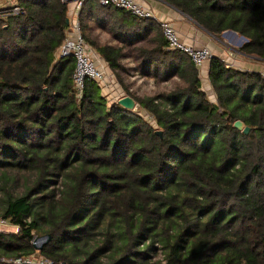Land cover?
I'll return each mask as SVG.
<instances>
[{"label":"trees","instance_id":"obj_1","mask_svg":"<svg viewBox=\"0 0 264 264\" xmlns=\"http://www.w3.org/2000/svg\"><path fill=\"white\" fill-rule=\"evenodd\" d=\"M174 4L214 35L246 37L240 51L264 59V0ZM17 5L18 14L0 15V218L19 230L0 231V264L30 256L67 264H106L103 257L120 264H264L262 73L214 55L213 102L199 68L185 52L168 49L156 21L85 0L82 31L118 81L124 45L144 41L151 45L137 49L145 74L155 66L154 77L179 79L151 96L125 88L147 118L110 102L94 80L78 94L75 57L58 56L70 29L68 0ZM114 11L130 22L117 27L124 45H98L86 19L94 12L104 24ZM22 172L34 178L16 194L9 182ZM37 234L50 236L40 249L32 243Z\"/></svg>","mask_w":264,"mask_h":264},{"label":"crops","instance_id":"obj_2","mask_svg":"<svg viewBox=\"0 0 264 264\" xmlns=\"http://www.w3.org/2000/svg\"><path fill=\"white\" fill-rule=\"evenodd\" d=\"M16 0H0V8H5L11 5L16 4ZM144 6L151 8L157 19H168L170 20L175 29L177 30L180 38L187 43H193L198 46H207L209 47L213 55L219 56L229 67H234L242 71H257L260 73H264V59L256 58L252 55H247L240 51V47L246 42L241 40L239 43L236 40L237 38H230L229 35H237L240 34H227V35H214L210 31H208L205 27L200 25L195 19L191 18L188 14H186L181 8L174 4V0H139ZM97 0H93L94 5L97 4ZM74 9L75 3L69 2V18L70 22L74 19ZM110 13V12H109ZM97 16L95 13H89L88 18L86 19L87 33L91 40L95 41L99 44L94 36V32L98 30V28L109 29V33L112 34V38L109 39L108 42L103 44H112L115 46L124 45L119 41L120 36L117 32H120L121 27L123 29L128 28L129 20H123L121 18V13L119 11H114L112 14L106 15V19L102 22L104 24H100L97 20ZM155 21V20H154ZM158 24V23H157ZM115 26V27H114ZM106 29V30H107ZM154 32L151 33V36ZM147 46L151 44L147 41ZM233 42V43H231ZM141 43V42H139ZM137 43V44H139ZM234 44V45H232ZM142 46V45H141ZM96 50V49H95ZM97 52V51H96ZM99 55V54H98ZM141 58V57H140ZM142 61V60H141ZM102 65H105L107 72L110 69L108 64L102 59ZM143 64V62H142ZM151 69L155 70V66L151 67ZM200 70V78L202 82V88L208 94L211 101L216 102V94L212 87L209 72H210V61L206 62L204 67ZM108 75V73H107ZM112 78L105 79V86H102L103 95L107 96L108 94H104V90L106 88H116L119 90H123L120 87V83ZM124 93V92H123ZM126 96V93L122 94V96L118 97L116 100H112L111 102L117 101Z\"/></svg>","mask_w":264,"mask_h":264},{"label":"built area","instance_id":"obj_3","mask_svg":"<svg viewBox=\"0 0 264 264\" xmlns=\"http://www.w3.org/2000/svg\"><path fill=\"white\" fill-rule=\"evenodd\" d=\"M85 0H68V2L75 3L74 19L70 22V29L68 34L58 49V56H74L76 60L75 69L73 72V80L76 90L80 95L84 89L85 81L87 79L94 80L100 85L107 78V69L105 65H102V58L96 56L94 48L90 45L86 39L82 26L79 20L80 11L83 7ZM102 6H113L119 9H124L131 13L138 19H153L161 27L162 33L168 44V49L180 50L188 54L199 69H202L206 62L210 61L214 56L212 50L207 46H198L193 43H187L182 40L175 29L173 23L168 19H157L154 11L144 6L139 0H98ZM12 7L8 10L0 11V15L5 14H18L21 11V7L17 4L8 6ZM5 7V8H8ZM264 78V73H262ZM15 225L11 224L9 220L0 218V231H12L8 228ZM17 230L19 228L15 226ZM18 232V231H17ZM39 244V242H33ZM0 260H2L0 258ZM14 262L22 264H67L63 261H55L45 256H30L27 258H17Z\"/></svg>","mask_w":264,"mask_h":264},{"label":"rangeland","instance_id":"obj_4","mask_svg":"<svg viewBox=\"0 0 264 264\" xmlns=\"http://www.w3.org/2000/svg\"><path fill=\"white\" fill-rule=\"evenodd\" d=\"M15 2L17 4V0ZM106 29L98 28V30L94 32L93 38H95V40L99 44L106 43L109 41L110 38H112V34L109 33V29L107 30ZM234 36L237 38L236 40L238 41V43L242 40L240 37L241 35L240 36L229 35L230 38H234ZM140 45L147 46V43L141 42L135 45H124L125 56L121 59V62L125 66V70H120L117 72L120 76L121 82L118 81V78L115 76V74L111 69L108 70L107 78L109 79L112 78L117 80L121 84L120 87L123 88V90L122 89L119 90L117 89V87L111 89L106 88L104 90V94H108L106 97L110 102L122 96V94H124L126 91L125 88L130 90V92L134 93L136 96L143 97V96H149V95L151 96L158 93L168 92L175 86V84L179 82V79L177 77L166 79L165 77H163L162 72H160L158 76L154 77L153 75L154 70L151 68H150V74L148 73L149 75H146L145 73L147 72V70L144 68L142 64L137 49L138 46ZM93 50L95 52V48ZM95 55L99 56L97 52H95ZM101 85L105 86V83L103 82L101 83ZM141 111L142 114L147 117L146 112L144 110ZM33 178H34V174L32 172H22L17 174L13 173V179L9 182V184L11 188H13L14 193L21 194L25 192L26 188L29 186ZM8 229L14 230V232L18 231L15 226L14 227L10 226ZM38 236H46V235H39V234L35 235V237L32 240V243L38 241L37 240ZM91 244H93V242H91ZM102 260L106 264H111V262H109L106 257H103Z\"/></svg>","mask_w":264,"mask_h":264},{"label":"water","instance_id":"obj_5","mask_svg":"<svg viewBox=\"0 0 264 264\" xmlns=\"http://www.w3.org/2000/svg\"><path fill=\"white\" fill-rule=\"evenodd\" d=\"M67 22H68V24H70V18H67ZM227 34H237V32L232 31V30H228V31H225L223 33V35H227ZM240 37H241L242 40L247 41V38L246 37H244L242 35ZM118 103L121 104L122 106H124V107H126L128 109L134 110L136 112H141V110H142L140 104H138L135 101V99L132 96H130V95H126V96L121 97L118 100ZM234 125L239 130H242L245 133H249L250 132V127L249 126H246L245 123L242 120H236L235 123H234ZM49 238H50L49 235H46V236H38L37 237V240H38L39 244H35V247L38 248V249H40L48 241ZM120 262H121V260H117L116 262H113L111 264H120Z\"/></svg>","mask_w":264,"mask_h":264}]
</instances>
